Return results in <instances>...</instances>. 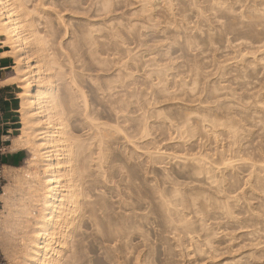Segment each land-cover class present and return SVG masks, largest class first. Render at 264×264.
<instances>
[{
  "label": "rangeland",
  "instance_id": "rangeland-1",
  "mask_svg": "<svg viewBox=\"0 0 264 264\" xmlns=\"http://www.w3.org/2000/svg\"><path fill=\"white\" fill-rule=\"evenodd\" d=\"M25 1L53 62L46 85L70 97L63 117L88 155L70 264H264V0ZM0 51L15 96L4 155L25 87L2 33ZM20 171L0 168L7 264L17 241L1 194Z\"/></svg>",
  "mask_w": 264,
  "mask_h": 264
},
{
  "label": "bare ground",
  "instance_id": "bare-ground-1",
  "mask_svg": "<svg viewBox=\"0 0 264 264\" xmlns=\"http://www.w3.org/2000/svg\"><path fill=\"white\" fill-rule=\"evenodd\" d=\"M0 33L16 54L18 64L14 68L25 87L23 131L9 148L11 152L28 149L31 153L25 169L4 166L8 178L9 170H21L1 194L10 207L11 219L6 224H11L17 241L14 263L59 264L67 258L66 264H70L68 253L71 246L80 243L85 218L84 213L79 216L80 208L84 203L90 205L88 200L82 201L87 197L80 188L88 183L86 147L68 131L63 117L62 108L69 105L70 97L66 94L59 101L53 85H46L53 62L25 0H0ZM85 120H89L92 137L103 144L109 136L107 129L90 119L88 111Z\"/></svg>",
  "mask_w": 264,
  "mask_h": 264
},
{
  "label": "crops",
  "instance_id": "crops-1",
  "mask_svg": "<svg viewBox=\"0 0 264 264\" xmlns=\"http://www.w3.org/2000/svg\"><path fill=\"white\" fill-rule=\"evenodd\" d=\"M9 63L10 60H8L7 58L2 56V52L0 51V123H1V128L2 131L5 133L6 127L4 125H9L11 122V118H9V111H13V109L11 108V100H13L15 98V96L10 95L12 92L9 84H1L4 81V73L5 70L9 67ZM4 133L2 135V137L4 136ZM21 150L17 151V152H11L9 154H4L1 152V154L4 157H7L10 162L12 164L15 165H9V164H1V167L4 166H11V167H15L18 166L20 161L23 159V153L21 152Z\"/></svg>",
  "mask_w": 264,
  "mask_h": 264
},
{
  "label": "trees",
  "instance_id": "trees-1",
  "mask_svg": "<svg viewBox=\"0 0 264 264\" xmlns=\"http://www.w3.org/2000/svg\"><path fill=\"white\" fill-rule=\"evenodd\" d=\"M3 133L4 132L2 131L1 123H0V148H2V146L4 145V143L2 142V135H3ZM1 164L15 165V164H12L7 157H4L1 154V151H0V168H1ZM0 191H1V189H0Z\"/></svg>",
  "mask_w": 264,
  "mask_h": 264
},
{
  "label": "built area",
  "instance_id": "built-area-1",
  "mask_svg": "<svg viewBox=\"0 0 264 264\" xmlns=\"http://www.w3.org/2000/svg\"><path fill=\"white\" fill-rule=\"evenodd\" d=\"M2 142L4 143L5 140H2ZM3 148H0V151L2 152ZM0 264H7L6 260L2 257L1 252H0Z\"/></svg>",
  "mask_w": 264,
  "mask_h": 264
}]
</instances>
